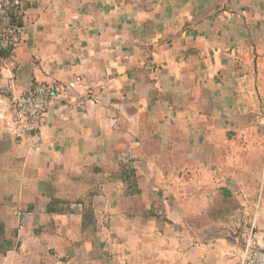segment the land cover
<instances>
[{"label": "crops", "instance_id": "crops-1", "mask_svg": "<svg viewBox=\"0 0 264 264\" xmlns=\"http://www.w3.org/2000/svg\"><path fill=\"white\" fill-rule=\"evenodd\" d=\"M25 1L0 55V223L18 243L0 264H239L250 232L264 245V0ZM78 78L11 135L12 96Z\"/></svg>", "mask_w": 264, "mask_h": 264}, {"label": "built area", "instance_id": "built-area-1", "mask_svg": "<svg viewBox=\"0 0 264 264\" xmlns=\"http://www.w3.org/2000/svg\"><path fill=\"white\" fill-rule=\"evenodd\" d=\"M25 9V0H0V55L4 51L13 52L21 43L23 31L19 22ZM228 12L235 13L232 9H228ZM3 62L0 56V70L5 67ZM80 82L79 78L69 84L39 82L22 95L12 96L8 110L11 135L17 140H23L37 133L54 102L75 89ZM2 92L7 95L10 90ZM239 264H264V245L255 241L253 232L244 241Z\"/></svg>", "mask_w": 264, "mask_h": 264}, {"label": "trees", "instance_id": "trees-1", "mask_svg": "<svg viewBox=\"0 0 264 264\" xmlns=\"http://www.w3.org/2000/svg\"><path fill=\"white\" fill-rule=\"evenodd\" d=\"M123 180L128 185L127 193L128 195H138L140 194V191L137 187V185L134 183V179L136 177V172L134 169L130 168L123 171ZM69 205V203L64 202L59 199H53L48 207V211L53 212H59L61 206L63 205ZM79 205H82V212H83V219H84V227L83 229L86 231L90 226L95 227L96 225V216L93 209L92 203H84L79 202L77 203ZM18 248V243L15 239H7L5 235V226L4 224L0 223V255H7L9 252L14 251Z\"/></svg>", "mask_w": 264, "mask_h": 264}]
</instances>
